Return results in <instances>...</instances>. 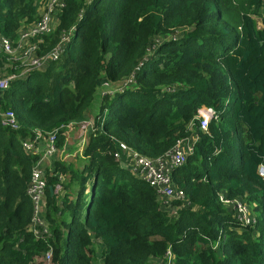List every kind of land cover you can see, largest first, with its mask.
<instances>
[{
	"label": "trees",
	"instance_id": "obj_1",
	"mask_svg": "<svg viewBox=\"0 0 264 264\" xmlns=\"http://www.w3.org/2000/svg\"><path fill=\"white\" fill-rule=\"evenodd\" d=\"M47 1L0 0V34L16 43ZM62 1L32 39L46 53L74 27L59 59L0 90V264H162L169 250L172 264H264V0ZM0 68L19 72L1 53ZM203 106L217 115L207 131ZM7 110L19 129L3 125ZM71 123L93 127L77 163L46 168L48 232L37 235L27 188L38 155L22 141L59 129L63 149ZM194 134L172 172L190 205L174 200L175 212L114 157L118 141L157 157Z\"/></svg>",
	"mask_w": 264,
	"mask_h": 264
},
{
	"label": "built area",
	"instance_id": "obj_2",
	"mask_svg": "<svg viewBox=\"0 0 264 264\" xmlns=\"http://www.w3.org/2000/svg\"><path fill=\"white\" fill-rule=\"evenodd\" d=\"M63 6L64 2L62 0H48L42 7L39 21L25 27L16 43L9 37L0 34V53L6 57L8 62L16 64V68L19 70V72L8 73L0 68V90H7L13 80L24 77L31 71L43 69L49 62L59 59L65 49V45L71 39V32L74 27L63 35L60 42L52 50L46 53H40L39 43L32 41V39L52 30L55 24L54 15ZM262 26L263 24L259 25V27ZM123 89L120 88V90ZM1 117L4 126L16 130L20 128V123L14 111H4L1 113ZM197 118L199 119L200 128L207 131L210 121L216 119L217 115L212 107L203 106L198 109ZM71 125L73 123L68 127H71ZM91 127H93L92 124L89 125V128ZM58 130L54 129L46 135L37 131L35 140L22 141V146L28 153L38 155L27 188V193L33 204L32 229L37 235L48 232L47 223L43 216L48 187L45 164L59 151L57 147ZM198 140L199 136L197 134L178 140L169 151L157 157L141 154L126 143L118 141L114 157L137 178L154 187L160 195L163 205L175 212L178 210V206H173L172 201H180L187 205H190V201H187L184 189L174 185L172 172L186 162L187 156L192 153L193 147ZM42 141H45L43 145H41ZM259 174L264 178V165L260 166ZM220 200L233 208L235 217L240 223L249 225L255 222L256 219L245 202L239 199H230L224 194L220 195ZM51 258L52 251L49 250L44 260L49 262ZM162 264H172V253L170 250L166 253V261Z\"/></svg>",
	"mask_w": 264,
	"mask_h": 264
},
{
	"label": "crops",
	"instance_id": "obj_3",
	"mask_svg": "<svg viewBox=\"0 0 264 264\" xmlns=\"http://www.w3.org/2000/svg\"><path fill=\"white\" fill-rule=\"evenodd\" d=\"M89 131H90V128L84 130L78 127L77 125L69 127L68 133H67V140H66L67 144L65 145L63 149H59L58 153L55 156H53L51 159L48 160V162L45 164V168H47L48 166H52L53 161L58 160L60 158L65 161H69L70 157L73 156L77 152V150L75 151L77 144L79 143V144L84 145L86 143V139L89 134ZM80 138L82 139L80 140ZM44 142L45 141H42L41 145H43ZM82 147L83 146H80L79 148L80 154H82V150H83ZM73 163H76V159L73 160Z\"/></svg>",
	"mask_w": 264,
	"mask_h": 264
},
{
	"label": "rangeland",
	"instance_id": "obj_4",
	"mask_svg": "<svg viewBox=\"0 0 264 264\" xmlns=\"http://www.w3.org/2000/svg\"><path fill=\"white\" fill-rule=\"evenodd\" d=\"M257 24H258V26L262 24V21L260 20V18L257 19ZM103 89H104V90H112V88H111L110 86H107V85H105V86L103 87ZM98 98H99V93H98L97 96H96V100H95L96 102L98 101ZM81 139H82V138H80V140H81ZM80 140H79V141H80ZM79 141H78V142H79ZM81 142H82V141H81ZM80 146H83V147H82V149H83L84 146H85V144H84V145H83V144H79V143L77 144V147H76V149H75V151L77 150V152H76L73 156L70 157V159H71V160L69 159L70 162H73L74 159H77V158H78V155L80 154V150H79ZM77 160H78V159H77ZM76 163H77V162H76ZM78 163H79V161H78ZM92 180H93V178H92ZM88 195L91 196V191H90V190L88 191ZM88 200H89V199H88Z\"/></svg>",
	"mask_w": 264,
	"mask_h": 264
},
{
	"label": "water",
	"instance_id": "obj_5",
	"mask_svg": "<svg viewBox=\"0 0 264 264\" xmlns=\"http://www.w3.org/2000/svg\"><path fill=\"white\" fill-rule=\"evenodd\" d=\"M124 168H126V166H124ZM50 191H51V193L53 194V192H54V188H53L52 186H50ZM92 192H93V188H92Z\"/></svg>",
	"mask_w": 264,
	"mask_h": 264
}]
</instances>
